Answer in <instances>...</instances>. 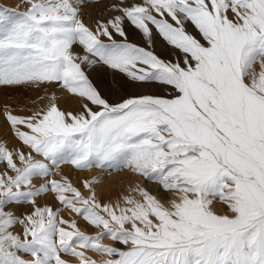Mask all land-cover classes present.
Here are the masks:
<instances>
[{
	"label": "snow or ice",
	"instance_id": "1",
	"mask_svg": "<svg viewBox=\"0 0 264 264\" xmlns=\"http://www.w3.org/2000/svg\"><path fill=\"white\" fill-rule=\"evenodd\" d=\"M4 89L0 264H264V0L0 5Z\"/></svg>",
	"mask_w": 264,
	"mask_h": 264
},
{
	"label": "rangeland",
	"instance_id": "2",
	"mask_svg": "<svg viewBox=\"0 0 264 264\" xmlns=\"http://www.w3.org/2000/svg\"><path fill=\"white\" fill-rule=\"evenodd\" d=\"M7 3V4H6ZM18 3V0H0V5H3L4 7L14 8L16 4ZM104 79L111 81L110 78H107L106 75H104ZM7 93V94H5ZM35 96V93H32L30 95H24L22 89H4L2 92H0V112H3L4 107L8 106L13 108L15 111H19L21 107L27 105L32 106V98ZM64 107H68V100L67 103L63 105ZM75 106V101H72L71 107ZM70 107V108H71ZM3 117L0 116V123H2ZM8 130L6 127L0 128V141L4 139H8L9 146L11 147L12 144H15V141L11 139L9 135H7ZM63 171L65 174H68L73 183H77V178H83L87 176L88 178L93 177L94 175L102 177V185L101 189L104 193V196L112 195L114 198V194L116 192L121 191L123 188L127 186L128 181L130 180H136V177H131L123 170L120 171H108L104 172L101 169L98 168H92L84 171L80 170H73V168L70 165H62ZM88 172V174L86 173ZM109 187L106 189V187ZM45 199H50V197H41L39 202L44 203ZM30 209V205L26 204L24 208L18 209V212H24ZM216 210L221 211L222 206L217 203L216 204ZM17 230L19 229V225L16 226Z\"/></svg>",
	"mask_w": 264,
	"mask_h": 264
},
{
	"label": "bare ground",
	"instance_id": "3",
	"mask_svg": "<svg viewBox=\"0 0 264 264\" xmlns=\"http://www.w3.org/2000/svg\"><path fill=\"white\" fill-rule=\"evenodd\" d=\"M6 4H7V3H6ZM132 39H133L134 41H138V37H136V36H133ZM157 50H158V51L160 50V49H159V45H158V49H157ZM104 75H106L107 78H110V79H111L110 73H105ZM72 101H73V99H68V107H69V108L71 107ZM86 173L88 174V172H86ZM136 179H138V178H136ZM153 187H154V186H153ZM108 188H109V187L107 186L106 189H108Z\"/></svg>",
	"mask_w": 264,
	"mask_h": 264
}]
</instances>
